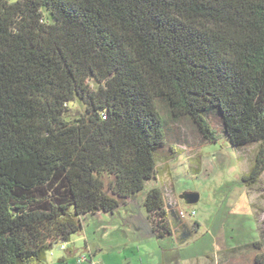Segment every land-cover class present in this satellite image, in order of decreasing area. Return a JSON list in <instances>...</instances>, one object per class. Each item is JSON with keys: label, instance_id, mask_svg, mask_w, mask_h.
<instances>
[{"label": "trees", "instance_id": "16d2710c", "mask_svg": "<svg viewBox=\"0 0 264 264\" xmlns=\"http://www.w3.org/2000/svg\"><path fill=\"white\" fill-rule=\"evenodd\" d=\"M163 107L205 144L256 146L243 182L258 183L264 0H0V264H46L81 217L143 192L168 147ZM144 207L171 237L159 188Z\"/></svg>", "mask_w": 264, "mask_h": 264}, {"label": "rangeland", "instance_id": "374dc122", "mask_svg": "<svg viewBox=\"0 0 264 264\" xmlns=\"http://www.w3.org/2000/svg\"><path fill=\"white\" fill-rule=\"evenodd\" d=\"M162 115L171 132L159 154L156 179L115 214L81 217L82 231L56 244L46 264H258L264 256V172L253 186L243 182L257 147L234 150L226 138L205 144L189 119L172 121L164 107ZM215 125L220 128L219 122ZM155 187L164 195L170 224L176 221L172 211L186 215H178L173 227L175 243L152 236V223H146L144 201ZM188 193H198L200 201L188 205ZM184 224L191 235L181 245Z\"/></svg>", "mask_w": 264, "mask_h": 264}, {"label": "water", "instance_id": "95a60500", "mask_svg": "<svg viewBox=\"0 0 264 264\" xmlns=\"http://www.w3.org/2000/svg\"><path fill=\"white\" fill-rule=\"evenodd\" d=\"M188 205H195L200 201V195L198 193H188L184 196Z\"/></svg>", "mask_w": 264, "mask_h": 264}, {"label": "crops", "instance_id": "0c3cea01", "mask_svg": "<svg viewBox=\"0 0 264 264\" xmlns=\"http://www.w3.org/2000/svg\"><path fill=\"white\" fill-rule=\"evenodd\" d=\"M177 215V214H176ZM178 217V216H177ZM181 218V217H180ZM178 222L180 221L179 220V217L177 218ZM150 222L148 216H147V224ZM183 232L181 233V236L184 234V233H190L191 232V229L189 228V226L187 224H184L183 225ZM150 230V233L152 234V236H155V234L152 232V229H149ZM170 238H172V241L175 243V239H174V236H171Z\"/></svg>", "mask_w": 264, "mask_h": 264}, {"label": "built area", "instance_id": "2783aa9c", "mask_svg": "<svg viewBox=\"0 0 264 264\" xmlns=\"http://www.w3.org/2000/svg\"><path fill=\"white\" fill-rule=\"evenodd\" d=\"M179 215H180L182 218H185V217H186V215H185L184 213H182V212H180ZM195 215H196V212L193 211V212L191 213L190 216H191V217H195ZM62 249L65 250V245H62Z\"/></svg>", "mask_w": 264, "mask_h": 264}]
</instances>
